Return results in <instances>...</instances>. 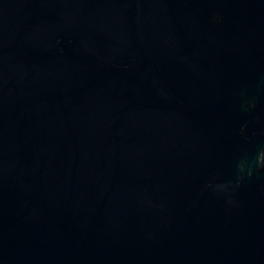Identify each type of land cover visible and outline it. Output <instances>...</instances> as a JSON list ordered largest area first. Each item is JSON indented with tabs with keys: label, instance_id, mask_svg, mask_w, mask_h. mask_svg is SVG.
<instances>
[{
	"label": "water",
	"instance_id": "obj_1",
	"mask_svg": "<svg viewBox=\"0 0 264 264\" xmlns=\"http://www.w3.org/2000/svg\"><path fill=\"white\" fill-rule=\"evenodd\" d=\"M0 264H264V0H0Z\"/></svg>",
	"mask_w": 264,
	"mask_h": 264
}]
</instances>
